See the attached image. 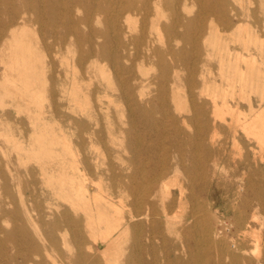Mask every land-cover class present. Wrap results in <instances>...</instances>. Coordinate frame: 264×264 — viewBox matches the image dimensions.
<instances>
[{"label": "bare ground", "instance_id": "obj_1", "mask_svg": "<svg viewBox=\"0 0 264 264\" xmlns=\"http://www.w3.org/2000/svg\"><path fill=\"white\" fill-rule=\"evenodd\" d=\"M260 3L264 9V0ZM207 16L221 27H207ZM29 30L39 33L35 42ZM40 43L54 47L61 57L72 46L78 54L74 65L62 58L64 78L55 83L52 72L46 97L33 81L40 71ZM229 43L240 45L241 51ZM209 48L218 49L221 84L208 68L213 56ZM102 59L114 68L118 86L111 83L103 91L107 102L97 92L98 103L91 110V94L78 86V74L96 68ZM147 64L157 73L142 76L139 70ZM181 82L187 97L179 93ZM66 97L68 106L62 103ZM36 100H47V109L18 107L20 101ZM116 103L126 109V121L120 124L109 113ZM0 106L17 109L15 115L6 109L0 113V151L5 156L0 163V243L12 244L16 235L25 238L32 256L23 264H48L47 259L63 264L49 253L40 254L24 222L23 213L33 221L25 194L19 195L23 209L17 205V164L26 157L42 160L41 174L50 188L70 201L63 214L64 240L70 231L75 241L84 237L79 211L101 240L96 248L88 246V253L77 243V262L264 264V28L245 24L229 0H0ZM65 106L73 115L61 113ZM22 113L32 126L28 137L14 131L16 124H25ZM96 116L101 119L91 125ZM60 117L78 128L84 153L87 140L103 141L105 133L93 126H117L131 155L126 166L94 173L88 158L79 162L73 154L72 172L67 171L55 148L61 139L71 151L63 129H55ZM156 150L160 162L142 160ZM170 152L175 160L171 166ZM170 176L175 177L169 182ZM171 182L177 193L170 191ZM106 183L117 192L116 202L110 201ZM219 204H226L233 216L214 212ZM2 222L12 229L5 230ZM48 236L54 240L56 234ZM15 256L0 248V264H13Z\"/></svg>", "mask_w": 264, "mask_h": 264}, {"label": "rangeland", "instance_id": "obj_2", "mask_svg": "<svg viewBox=\"0 0 264 264\" xmlns=\"http://www.w3.org/2000/svg\"><path fill=\"white\" fill-rule=\"evenodd\" d=\"M231 7L235 9V11L240 15V19L249 26L253 27H260L264 28V9L260 6V0H229ZM240 4H239V3ZM234 3V4H233ZM260 3V4H259ZM242 5V6H241ZM245 5V6H244ZM193 13H197L199 11L198 7L195 6L193 9ZM255 14V15H254ZM214 22V23H213ZM207 27H218L220 28L221 25H219L217 19L213 16H207ZM39 37V33H36V31H30L29 30V39L32 42H35ZM230 47L232 49L236 48L237 50L241 51V46L234 43H229ZM40 52L37 58V61L40 65V71L37 73L36 78L33 80L37 90L39 92H43L45 94V97L48 95L47 93V87H50V81L49 78L52 75V72H54V82L58 83L61 79L64 78L63 71L64 66H62L63 59L67 58L66 60L70 65H74L76 59H77V53H76V47L72 46L69 49V53H65L64 57L55 55V48H47L44 47L42 43H40ZM49 49V51H48ZM85 49V48H84ZM208 51H210L213 56L208 60V68L212 72V77L215 78L220 84L222 83V79L220 78V58L218 57V49L216 48H209ZM68 54V55H66ZM63 58V59H62ZM103 60V59H102ZM97 63V67L94 69H86L83 68L80 70L78 74V86L83 89V91L87 94H91V110H94V106L98 103V95L97 92H101L100 98L103 100V102H107V98L103 96V91L107 88L108 84H111L117 88V81H116V75H114L115 71L112 67L111 63L103 60ZM103 62V63H102ZM107 62V63H106ZM105 68V69H104ZM154 68V69H153ZM111 70V71H109ZM102 71V72H101ZM154 72V73H153ZM139 73L142 76H151L155 73H157V69L155 66L152 65H145L144 67L139 70ZM59 74V75H58ZM183 74V73H182ZM186 73H184L185 75ZM84 75V76H83ZM110 75V76H109ZM107 76V77H105ZM114 79H113V78ZM102 79V80H101ZM47 82V86H46ZM225 83V81H223ZM182 86V90L179 92L181 96L187 97L188 92L186 88L184 87V83H180ZM46 86V88H45ZM103 86V87H102ZM90 87V88H89ZM93 87V88H92ZM92 89V90H91ZM88 91V92H87ZM90 91V92H89ZM184 91V93H183ZM117 93V92H116ZM92 99V100H91ZM11 99L6 98V102H9ZM66 100V101H64ZM62 101L63 104L68 106L69 99L66 97ZM96 103V104H95ZM23 102L20 101V104L18 105L19 108H25L26 106H30L35 112L38 111V109L42 106L44 109H47L48 107V101L45 100L44 102H38L37 100L33 103ZM17 107V108H18ZM124 105L121 103H116L115 105H111L109 113L111 116L113 115L115 119V124H120L126 121V109H124ZM3 109H6V111L12 112L14 115L16 114V108L15 107H6L3 108L0 106V113H3ZM118 112V113H116ZM62 114L66 115H73L71 111L65 106L61 109ZM26 113H22L21 117L25 120L24 125L16 124L17 126L14 127V131L16 134H20V130L22 134L25 137H28L32 126L27 122L26 120ZM125 117H122V116ZM100 116H96L94 120L91 122V125H93L97 120H100ZM17 121L20 120V117L16 118ZM55 125V129L59 132L60 128L63 129V132L66 136V142H68L71 151H68L67 148L64 147L66 145L63 140L59 139L58 144L55 146L56 152L60 157L64 159L66 162V169L69 172H72V164L75 161L73 154L77 157L78 161L81 162L83 158H88L90 163V170L94 173H107L109 174L111 165L116 166L117 168H124L127 164V161L131 158V155L125 150L126 147V138L123 135H120L117 133V126L109 127L107 128V124L105 122H102L98 126H93V128L96 131H103L104 136H102L103 141H100L99 139L95 138L93 139L94 143L91 144L88 141L87 148L84 152H80L79 148V139H78V128L74 126H69L67 123H65L63 120V117H60ZM103 121V120H102ZM60 136V133H58ZM71 141V142H70ZM103 142V143H102ZM151 141L145 142V145H150ZM104 146V147H103ZM15 154L9 152L8 157L11 156L14 158L15 162ZM4 154L0 151V163L5 161ZM161 153L159 150H156L155 154L150 155L149 157H143L142 160L144 162L151 161V163L155 164L162 160ZM42 160H38L37 158H27L25 160H22L17 164L19 177L17 180V183L19 184V188L14 190L16 199H17V205L20 210L23 209L22 202L20 200V194L23 193L26 195L28 201H29V208L32 211L33 221L29 222L26 215L23 213L24 222L27 226V229L29 230L32 239L40 246V254L51 255L53 258H55L57 261L63 264H85L77 262V243L81 245L82 250L85 253H88V246H92L96 248L97 243H100L101 240L99 238H96L94 234L87 228L86 220H85V214L83 212L79 211L78 216L83 219V222L81 223V229L84 233V237L78 241H75L72 237V232L68 231V239L65 241L63 238V229L66 228L65 223L63 222V217L66 209H70V201L66 198H63L61 196L62 194L58 189L53 190L50 188L48 181L44 176L41 174V166L40 162ZM174 158L170 152L167 162L169 163V166L172 165L174 162ZM79 167H82L81 164L78 163ZM30 169L33 174H27L26 170ZM169 172L173 174L172 168L169 169ZM152 177L153 174H150ZM172 176V175H171ZM169 177V182L174 179L173 177ZM105 188L107 190V194L109 196L110 201L116 202V196L117 192L113 191V189L110 188L109 183H106ZM170 191L172 193H177V188L173 183L171 182L169 185ZM112 192V193H111ZM119 194V193H118ZM112 198V199H111ZM114 200V201H113ZM131 198H127L126 201H130ZM21 202V203H20ZM177 209V208H176ZM190 208L184 209H178L177 213L179 215L182 214L184 211H189ZM216 210L220 211L221 213H225V217L229 216L232 217V212L228 211V207L226 204H219L213 211ZM49 215V216H46ZM72 213H70L71 215ZM225 217H221V219H225ZM26 218V220H25ZM55 220H58L59 223L56 226H53L51 223H53ZM215 219H212V222L214 223ZM12 224L9 222H2L1 227H3L5 230L10 231L12 229ZM106 224H102V227L105 229ZM256 228L259 227L257 224H255ZM199 228H197L198 230ZM54 232L56 234V237L54 240L50 239L48 234L50 232ZM57 232V233H56ZM197 232V231H196ZM264 234V230L262 231ZM0 239H4V234L0 235ZM6 239V238H5ZM15 241L14 244L10 243L9 240L4 242V245L0 243L1 247H5L7 249V252L11 251L13 254L15 253V258L12 261L13 264H23L24 261L27 258L32 256V248H30L24 241L25 238H22L21 235H16L14 237ZM4 241V240H3ZM84 241V243H83ZM65 242L69 244L70 247H67L65 245ZM56 244L53 246V244ZM0 247V248H1ZM213 258H216V253H212ZM68 258H71L72 262L68 260ZM147 260V258H145ZM47 263L51 264V262L47 259ZM25 264H30L26 262ZM105 264V263H104Z\"/></svg>", "mask_w": 264, "mask_h": 264}]
</instances>
